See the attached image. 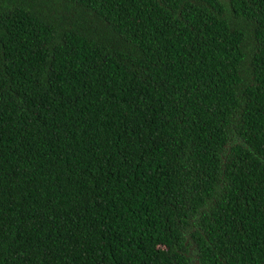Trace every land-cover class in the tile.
I'll return each mask as SVG.
<instances>
[{"label": "trees", "instance_id": "1", "mask_svg": "<svg viewBox=\"0 0 264 264\" xmlns=\"http://www.w3.org/2000/svg\"><path fill=\"white\" fill-rule=\"evenodd\" d=\"M0 264H264V0H0Z\"/></svg>", "mask_w": 264, "mask_h": 264}]
</instances>
